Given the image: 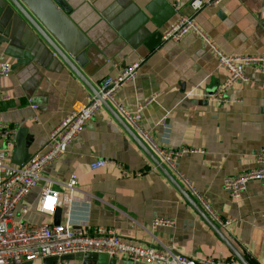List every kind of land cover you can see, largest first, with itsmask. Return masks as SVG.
I'll return each mask as SVG.
<instances>
[{"label": "crops", "instance_id": "obj_1", "mask_svg": "<svg viewBox=\"0 0 264 264\" xmlns=\"http://www.w3.org/2000/svg\"><path fill=\"white\" fill-rule=\"evenodd\" d=\"M59 1L89 41L87 62L79 69L96 89L105 76L139 61L135 79L117 90L116 100L128 110L143 105L141 124L160 146L186 149L177 158L179 170L215 213L230 219L218 227L235 248L253 264H264V180L249 181L237 199L223 188L225 177L254 167V155L264 147V74L246 68L248 80L227 90L225 101L208 99L226 72L195 34L162 40V32L179 16L172 0ZM189 2L181 0L179 12L192 17L225 54L264 55V0H221L198 10ZM0 57L11 64L9 76L0 80L2 93L9 97L0 104V117L14 130L4 162L18 166L46 149L48 133L73 103L86 102L92 95L8 0H0ZM152 95L154 99L147 101ZM97 159L109 163L91 169L89 164ZM71 174L77 177L76 188L72 201L56 208L59 223L89 232L111 229L129 242L155 247L161 243L194 258L237 261L105 108L41 172L60 197ZM40 184L23 197L14 220L53 223L55 213L48 218L35 209ZM155 218L172 219L174 224L153 226ZM21 264L146 263L85 253Z\"/></svg>", "mask_w": 264, "mask_h": 264}, {"label": "built area", "instance_id": "obj_2", "mask_svg": "<svg viewBox=\"0 0 264 264\" xmlns=\"http://www.w3.org/2000/svg\"><path fill=\"white\" fill-rule=\"evenodd\" d=\"M221 0H190L189 6L198 10L204 6L217 5ZM173 8L179 14L178 18L161 34L162 40L179 41L189 33L195 34L201 42L208 46L217 59L218 66L226 72V78L217 86L208 99L225 101V92L236 82H245L248 77L246 68L264 74V55L241 54L229 55L220 50L215 43L199 28L194 19L179 12L181 0H172ZM139 61L125 66L116 75H108L101 79L97 92L99 98L90 96L86 102H75L71 111L48 133V146L42 152L30 157L18 166L5 164L8 155L10 140L14 130L5 124L0 117V264H21L46 256L62 257L68 254L96 253L112 258H126L134 262L146 264H240L233 260H224L214 256L194 258L173 250L170 246L159 244L142 246L122 239L111 229L98 227L89 232L81 228L70 226L69 222L40 224L14 220L15 210L22 203L23 197L39 182V191L35 209L44 216L51 218L57 206L61 203H70L72 193L76 188L77 177L71 174L65 181L67 191L60 197V193L52 188V181L41 175L43 168L58 160L67 146L81 132L85 125L103 108L101 101H107L117 113L135 131L147 145L163 166L172 172L182 183L185 189L195 198L208 217L220 227L229 223L215 213L205 198L194 187L192 182L179 170L177 158L183 150H170L160 146L141 124L142 104H137L135 110H128L120 104L115 94L125 83L135 79ZM11 64L0 57V80L9 76ZM155 95L147 101H152ZM9 97L0 89V104ZM34 107V106H33ZM190 152H197L190 150ZM203 152V151H201ZM109 160L97 159L89 164L91 169L106 166ZM255 166L244 170L236 176L223 179V188L232 198H239L245 191L247 183L252 180H264V147L254 155ZM141 174V171L137 173ZM22 212L27 213L28 207L21 205ZM172 219L155 218L153 226H171Z\"/></svg>", "mask_w": 264, "mask_h": 264}, {"label": "water", "instance_id": "obj_3", "mask_svg": "<svg viewBox=\"0 0 264 264\" xmlns=\"http://www.w3.org/2000/svg\"><path fill=\"white\" fill-rule=\"evenodd\" d=\"M34 28L51 51L62 63L82 82L91 95L99 98L95 86L87 79L79 69L83 67L87 59L86 47L89 44L86 36L76 27L68 16V11L59 0H8ZM111 116L124 128L134 139L145 154L153 161L159 170L180 190L186 200L205 219L208 225L228 246L232 254L240 264H250L235 246L226 238L220 228L206 215L198 204L188 195L179 183L171 176L160 160L153 154L147 145L140 139L129 124L107 102L101 101ZM53 224H59V209L54 214ZM82 255V254H81Z\"/></svg>", "mask_w": 264, "mask_h": 264}, {"label": "trees", "instance_id": "obj_4", "mask_svg": "<svg viewBox=\"0 0 264 264\" xmlns=\"http://www.w3.org/2000/svg\"><path fill=\"white\" fill-rule=\"evenodd\" d=\"M246 259L249 261L250 264H253L252 261H251L250 259H248V258H246Z\"/></svg>", "mask_w": 264, "mask_h": 264}]
</instances>
